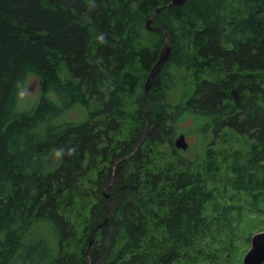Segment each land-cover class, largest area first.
<instances>
[{
	"label": "trees",
	"instance_id": "obj_1",
	"mask_svg": "<svg viewBox=\"0 0 264 264\" xmlns=\"http://www.w3.org/2000/svg\"><path fill=\"white\" fill-rule=\"evenodd\" d=\"M169 2L82 0L69 8L58 0H0V264H177L211 224L233 239L238 216L235 205L219 200L223 188L253 198L264 192V0L169 5L153 21L167 30L173 51L146 97L147 136L119 164L108 190L117 210L86 250L93 227L115 207L103 192L114 165L145 132L144 84L165 43L146 21ZM61 64L69 78L60 76ZM174 67L190 75L182 100L164 104ZM29 74L39 78L41 96L19 110ZM75 105L87 109L84 120L53 121ZM186 115L196 118L203 157L188 158L175 145L176 124ZM42 125L43 136H31ZM224 129L256 142L244 155L235 150L230 165L213 149ZM161 136L175 160L162 172L153 168V176L150 156ZM51 151L61 158L53 168L40 161ZM89 175L96 186L87 190L82 243L71 251L66 244L76 232L62 209L71 204L67 194L79 199L74 185ZM39 223L53 229L55 251L30 238ZM157 230L171 245L153 238Z\"/></svg>",
	"mask_w": 264,
	"mask_h": 264
},
{
	"label": "rangeland",
	"instance_id": "obj_2",
	"mask_svg": "<svg viewBox=\"0 0 264 264\" xmlns=\"http://www.w3.org/2000/svg\"><path fill=\"white\" fill-rule=\"evenodd\" d=\"M143 32L144 34H147L146 30H143ZM171 74L175 84L168 90L160 102L164 104L175 105L183 98L185 78L188 76V74L190 75V73L187 74L184 69L181 70L177 67H174L171 69ZM60 76L63 79L70 77L68 69L64 64H61ZM49 95L57 103H61V99L56 94L50 93ZM40 96V80L34 74H29L26 84L19 94L17 108L19 110L30 108L39 100ZM96 102L97 101L95 99L90 101L91 108H93ZM132 107L133 104L130 103L127 108ZM86 117L87 109L81 105H75L73 107L67 108L63 113L54 118L53 121H81ZM196 123V118L194 116L186 115L176 124V135L179 136V134L184 133L186 136V141L189 144L188 148L186 150H182L181 152L191 159H195L198 155L203 157L205 153L203 151L201 134L195 129L197 127ZM45 129L46 125H42L30 134L31 136L38 134V136L41 137L43 136ZM160 138L161 143L159 142V144L156 145L150 156L152 169L151 175L153 176L157 174L154 172V170L158 169V171L162 172L164 170L162 168H164L167 163H174L173 161L175 160L171 154L168 144L165 141V136H161ZM255 144L256 142L245 134H238L231 129H224L216 139L213 149L219 155L218 158L220 160L224 159L226 161L224 164L230 165L232 163L233 153L235 150L241 148L243 150L241 154L244 155L247 149H251ZM40 161L45 166L53 168L60 163L61 158L56 151H51L40 158ZM226 171H228L229 175L231 174L229 170ZM165 172H163L162 175H165ZM89 178L91 179V175H89ZM94 181L95 179L93 176L91 181L86 179L84 181L77 182L74 185V190H76L77 194L80 195L79 199L75 198V195L74 197H71L70 194H67L66 196L71 204L64 206L62 212L64 216L70 220V222H72L74 226L73 231L76 232L73 234L72 239L66 244L71 251H78L82 243L81 230L84 221L88 217V210L92 200V196L87 193V190H91L90 188H94L96 186ZM219 200L227 201L229 204L235 205L236 207L234 216L237 215L238 218L233 223L235 231L233 239L229 240L221 232L227 231L225 228H218L216 226L217 224L215 225V223L211 224L208 227L206 233L203 235L204 237L201 236L198 240V244L191 249L189 254L183 258L180 257L177 264L244 263V257L252 245V236L264 229V192H262V194H260L257 198H253L252 194H248L247 192L237 191L231 187H225L222 190ZM209 214L211 216L215 214V212L210 211ZM54 235V231L50 227V224L39 223L33 227L30 238H41L40 248L43 249L42 251H55L56 238ZM153 238L162 239L164 245H171V241L166 238L162 230L155 231Z\"/></svg>",
	"mask_w": 264,
	"mask_h": 264
},
{
	"label": "water",
	"instance_id": "obj_3",
	"mask_svg": "<svg viewBox=\"0 0 264 264\" xmlns=\"http://www.w3.org/2000/svg\"><path fill=\"white\" fill-rule=\"evenodd\" d=\"M62 5L69 7V8H74L76 7L80 2H82V0H58ZM187 2V0H170V2L166 5H162L157 7L152 14L150 15V17L147 19L146 21V27L148 30L151 31H159L161 33L164 34L165 36V43L163 45V47L160 50V54L158 57V60L156 61V63L153 65L147 79L146 82L144 84V94L142 97V107L144 108L146 115H147V125H146V129L145 132L143 134V136L139 139L138 143L136 144L135 148L133 149V151L127 155H124L123 157L119 158L113 168V175H112V179L111 181L105 186V188L103 189V192L105 193V195L108 198H111L114 200L115 202V207L112 210V212L104 219V221H102L101 223H99L98 225L94 226L93 229L91 230L90 233V237H89V243L87 245L86 250L91 246L92 242H93V233L94 230L97 228H100L103 224L107 223L108 220L110 219V217L112 216V214L115 213V211L117 210L118 207V200L115 197L114 194L112 193H108V190L110 188V186L113 184L114 180H115V175H116V171L117 168L119 166V164L128 158H131L136 152L137 150L140 148V146L142 145V143L144 142L146 136H147V131H148V125H149V112L146 109V97L147 94L150 90V88L153 85L154 79L156 77V75L160 72V70L162 69L163 64L165 63V61L172 55V51H173V47L170 44L169 41V33L167 32V30L159 25H155L153 24V21L156 17V15L163 10L164 8H166L169 5H175V6H180L182 7L185 3ZM185 134L181 133L179 134V136H177V138L175 139V145L177 148L186 150L188 148V142L186 141L185 138ZM264 263V230L255 233L252 236V245L250 250L247 252V254L244 257V263L243 264H263Z\"/></svg>",
	"mask_w": 264,
	"mask_h": 264
}]
</instances>
